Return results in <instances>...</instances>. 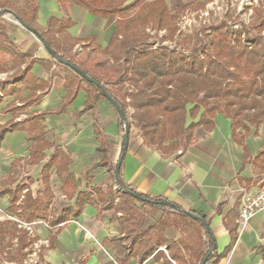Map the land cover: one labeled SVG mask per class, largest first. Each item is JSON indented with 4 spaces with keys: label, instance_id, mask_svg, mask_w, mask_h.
Wrapping results in <instances>:
<instances>
[{
    "label": "trees",
    "instance_id": "1",
    "mask_svg": "<svg viewBox=\"0 0 264 264\" xmlns=\"http://www.w3.org/2000/svg\"><path fill=\"white\" fill-rule=\"evenodd\" d=\"M166 1L56 0L61 8L66 4L77 5L101 19H107L111 15L118 17L115 20V30L103 51L107 60L101 61L94 60V56L80 58L73 53L77 44L86 41L74 39L67 33L74 25L72 21H59L55 17H49L42 27L37 24V0H24V9L17 11L14 10L15 0H0V71L24 66L22 71L17 70L7 79L0 80L2 97L13 96L23 104L22 108L13 104L5 111L15 112L28 108L36 104L49 89L46 81L31 74V57L19 52L9 39L3 20V16L9 11L41 43L49 47L53 63L63 68L66 73V97L59 107L55 111L29 115L22 122L12 119L0 125V145L8 132L23 131L26 133L25 139L33 143L28 163L36 164L41 161L45 157L42 151L53 147L44 139L43 116L64 113L65 108L76 98L77 90L84 85L87 101L76 115L85 114L97 102L109 97L116 110L118 132L122 135L121 152L125 132L128 131L129 135L131 128L135 127L143 144L157 151L161 157L172 154L181 156L192 143L194 129L201 127L210 132L214 129L217 114L231 120L232 139L245 150L244 139L250 134V128L255 127L257 130L264 124V35L260 34L264 31V17L257 16L254 28L258 34L253 37L250 45L245 44L242 39L250 35L245 26L241 25L233 38L227 32V24L220 22L209 27L208 35L205 34L206 29L202 28L194 37H187L179 42L178 45L186 46L193 41V45L188 53L178 54L165 46L151 49L147 36L139 29L152 23L157 29L166 28L171 35L175 33L176 28L172 22L176 17L170 13L188 9L190 6L182 4L180 0H168V8ZM198 6L201 5L197 4L196 7ZM204 38H207L208 46L200 56L198 51L203 47ZM89 41L93 43L94 39L89 38ZM92 52L98 54L101 49L94 45ZM64 62L75 65L98 86L84 80L77 72L65 66ZM36 63L46 71L52 66L51 62L42 60ZM21 72L22 78L19 77ZM20 85L29 91L28 97H21ZM129 110L133 111V124L128 121ZM94 133L100 144L97 151L102 155V160L87 170L86 177L94 168L105 167L113 184L122 188L112 198L113 186L108 187L105 196L96 191L98 202L101 205L107 204L106 209L113 210L114 218L122 230L120 236L109 240L125 251V259L119 260L118 264H128L131 258L135 259L134 264H143L161 247L167 251L163 264H172V261L175 264H217L232 250L238 237L232 215L227 216L224 223L230 243L217 255L209 223L204 216L193 210H185L162 197L138 193L126 185L122 180L123 159L116 175L118 162L108 165V145L96 122ZM253 161H260L264 170V148ZM70 162L63 151L54 150L41 171L45 186L44 198L38 195L33 199L29 188L24 185L16 186L13 191L5 187L11 182H1L0 185L3 187L0 197L8 195L7 213L23 224H32L42 219L49 227L48 245L41 246L40 261H43L44 249L53 248L59 226L71 217L78 218L85 204L90 201V194H79L75 210L67 206L58 216L52 211L48 214L52 198L49 186L52 168L60 180L62 194L71 199L76 193L75 177L68 169ZM221 208L222 203L216 208V212L219 213ZM149 213H159V216L151 226L144 228ZM98 216L100 218V214ZM18 225L14 220L0 221V264H3V256L11 264H23L27 256L24 250L32 242L27 241L26 229ZM54 228L57 230L52 232ZM169 228L178 233L177 240L169 241L165 238L164 232ZM13 239L16 243H13ZM33 241H38L36 234Z\"/></svg>",
    "mask_w": 264,
    "mask_h": 264
},
{
    "label": "crops",
    "instance_id": "2",
    "mask_svg": "<svg viewBox=\"0 0 264 264\" xmlns=\"http://www.w3.org/2000/svg\"><path fill=\"white\" fill-rule=\"evenodd\" d=\"M180 1L190 6L189 10L202 2V0ZM37 3L39 26L44 27L49 17H55L59 21L70 20L74 23L67 33L74 39L86 41L74 47L73 53L76 56L82 58L94 56V60H97L92 52L95 45L101 49L97 54L102 58L101 61L107 59L103 51L115 30V20L118 18L116 15L101 19L77 5L66 4L61 8L56 0H37ZM166 5L169 8L168 0ZM5 25L6 33L17 50L31 57L33 61L31 74L46 81L49 89L36 104L15 112L5 110L13 104L22 108L23 104L13 96L1 97L0 125L12 119L22 122L27 120L29 115L55 111L66 97L64 78L66 73L63 68L53 63L50 54L37 37L21 26L11 23ZM89 38H93L94 42L89 41ZM38 60L51 62L50 70L46 71L36 63ZM23 67L21 65L20 68L0 71V80L7 79L17 70L22 71ZM19 77H23V72ZM83 86L77 90L76 98L65 108L64 113L43 116L44 139L53 147L42 151L45 157L41 161L36 164L28 163L33 143L25 139L26 133L23 131L8 132L0 145V185L1 182H11L10 185L5 186L11 191L16 186L24 185L29 188L33 199L38 195L44 198L45 186L41 171L54 150L59 149L69 157L71 162L68 169L75 177L76 193L71 199H67L62 194L60 180L55 169L52 168L49 177L52 198L48 214L52 211L58 216L67 206L75 210L78 195L90 194V201L85 204L81 215L78 218L71 217L59 226L53 248L44 249L45 255L42 261L44 264H118L119 260L125 259V251L109 241L120 236L122 230L114 218L113 210L106 209L107 204L101 205L98 202L99 196L96 192L99 191L105 196L108 187L113 186L114 189L115 185L105 167L94 168L86 177L87 170L102 160V155L97 151L100 144L94 133L95 122L108 145V165H114L119 159L122 135L117 129V114L110 101L104 99L97 102L85 114L77 116L76 113L83 109L87 101ZM19 89L22 98L28 97L29 91L23 85H20ZM244 145L245 150L233 141L231 120L221 114L216 115L214 129L210 132H206L201 127L195 128L192 143L178 157L176 154L161 157L157 151L143 144L138 131H130L123 156L122 180L138 193L162 197L185 210H193L196 214L204 216L209 223L217 255L221 254L230 243V236L224 223L226 217L232 215L238 237L232 250L217 264H264V211L256 214L243 229L238 228L235 222L244 193L258 188L264 180L262 163L253 161L264 148V124L257 130L255 127L250 128V134L244 139ZM55 181L58 195L66 203L58 210L52 207L57 199L54 190ZM0 190H3V187H0ZM24 193L25 191L22 192ZM114 195L115 192L111 194V198ZM221 203V211L217 213L216 208ZM8 207V195L0 197V211L16 219L6 212ZM148 217L144 228L151 226H147ZM32 224L38 241L40 240L41 243L46 241L48 245L50 229L46 222L38 219ZM56 230L57 228H54L52 232ZM164 236L169 241H175L178 233L173 228H169L164 232ZM161 248L143 264H163V257L167 254ZM134 262L135 259L131 258L128 264Z\"/></svg>",
    "mask_w": 264,
    "mask_h": 264
},
{
    "label": "rangeland",
    "instance_id": "3",
    "mask_svg": "<svg viewBox=\"0 0 264 264\" xmlns=\"http://www.w3.org/2000/svg\"><path fill=\"white\" fill-rule=\"evenodd\" d=\"M198 7H193L190 10L185 9L182 11H177L170 13L171 15H175V20L172 22L176 28V31L173 35H171L166 28L157 29L155 28L152 23H148L144 25L142 28L139 27L140 31L143 32L147 36V42L150 45L151 49L153 44H156V49L162 46L168 47L171 51H176L178 54L188 53L193 45V41L189 44L185 45H178L179 42L185 40L187 37L192 38L194 35L199 32L202 28H205V34H210L209 27L211 25L218 24L220 22H225L229 27L227 32L231 37L236 36V31L245 26L248 29L250 35L246 37H242L243 42L247 45L253 42V37L257 36L258 31L254 28L255 20L257 16L264 17V0H202L199 3ZM25 3L24 0H15V8L14 10H22L24 9ZM3 20L6 24H13L16 26H21L17 19L11 15L7 14L4 15ZM16 22L18 24H16ZM22 27V26H21ZM138 29V30H139ZM264 35V31L260 33ZM232 41V40H231ZM233 43V42H232ZM208 46L207 38L203 39V47L198 51V54L201 56L202 52ZM249 47V46H248ZM81 48H79L80 50ZM78 53L80 51H77ZM95 58L97 60H102L97 54L94 52ZM82 58V56H79ZM107 59H105L106 61ZM111 65V62H109ZM132 110H129L128 121L130 124H133L132 119ZM130 131H138L137 128L132 127ZM120 157V153L118 155ZM118 162V161H117ZM262 179V178H261ZM56 181L54 184V190L57 195V199L53 202V209L58 210L62 206L66 205L63 202L62 198L58 195ZM264 184V182H263ZM116 187L117 184H114ZM115 189V188H114ZM117 193L119 191H114ZM115 196V195H114ZM148 225H152L158 218L159 213L153 215L149 213L148 215ZM0 221L10 220L13 219L12 217L4 214L3 211H0ZM147 220V219H146ZM32 231L34 232L33 226ZM27 241L32 242L30 246L24 250L27 253L26 258L23 261V264H44L40 261L39 251L41 246L45 247L47 242L41 243L39 241H33L32 234L29 235L27 232L26 234ZM13 243H16V240L13 239ZM45 255L44 251L42 253ZM5 256H3V264H11L5 261Z\"/></svg>",
    "mask_w": 264,
    "mask_h": 264
},
{
    "label": "built area",
    "instance_id": "4",
    "mask_svg": "<svg viewBox=\"0 0 264 264\" xmlns=\"http://www.w3.org/2000/svg\"><path fill=\"white\" fill-rule=\"evenodd\" d=\"M7 15V14H6ZM4 17V16H3ZM16 24H18L16 22ZM156 44H153L152 49H156ZM2 97V94L0 93V98ZM264 182V180H263ZM116 191H122L119 185H116L115 187ZM264 211V184L262 183L258 188L254 189L251 192L244 193L238 212L236 217V224L238 228L243 229L247 226L249 221L258 213ZM14 220L19 223L18 227L23 226L26 231L30 234H32L33 237V231L32 226L33 224H23L20 221L16 219H10ZM165 254H167V251L165 248H161ZM172 264H175L172 261Z\"/></svg>",
    "mask_w": 264,
    "mask_h": 264
},
{
    "label": "water",
    "instance_id": "5",
    "mask_svg": "<svg viewBox=\"0 0 264 264\" xmlns=\"http://www.w3.org/2000/svg\"><path fill=\"white\" fill-rule=\"evenodd\" d=\"M8 14H11V15H13L14 16V14L11 12V11H9L8 12ZM15 17V16H14ZM16 18V17H15ZM17 19V18H16ZM18 21V20H17ZM19 22V21H18ZM19 24L23 27V28H25V29H27V27H25L23 24H21L20 22H19ZM28 31H30L29 29H27ZM31 32V31H30ZM32 33V32H31ZM42 45H43V47L46 49V51L51 55L52 53H51V50L49 49V47L46 45V44H43L42 43ZM65 66H67L69 69H71L72 71H75V72H77L84 80H86V81H88L89 83H91V84H93V85H95V86H98V84L94 81V80H92L91 78H89L84 72H82V71H80L75 65H73V64H71V63H68V62H64L63 63ZM101 89H103L102 87H100ZM109 101H111V99L108 97L107 98ZM119 113V115L123 118V119H125L124 118V116H123V114L121 113V112H118ZM127 145H128V131H126L125 132V136H124V146H123V150H122V152H121V155H120V157H119V159H118V163H117V167H116V171H115V174L117 175L118 174V172H119V167H120V163H121V161H122V159H123V156H124V154H125V150H126V148H127ZM118 185V184H117ZM120 186V185H119ZM120 188H121V186H120ZM122 189V188H121ZM161 204H163V202H161ZM191 216H193V217H196V218H198L196 215H194V214H190Z\"/></svg>",
    "mask_w": 264,
    "mask_h": 264
}]
</instances>
